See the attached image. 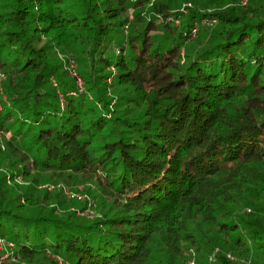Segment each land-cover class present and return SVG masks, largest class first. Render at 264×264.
Instances as JSON below:
<instances>
[{
    "label": "trees",
    "instance_id": "trees-1",
    "mask_svg": "<svg viewBox=\"0 0 264 264\" xmlns=\"http://www.w3.org/2000/svg\"><path fill=\"white\" fill-rule=\"evenodd\" d=\"M0 77V258L264 264V0H0Z\"/></svg>",
    "mask_w": 264,
    "mask_h": 264
},
{
    "label": "rangeland",
    "instance_id": "rangeland-1",
    "mask_svg": "<svg viewBox=\"0 0 264 264\" xmlns=\"http://www.w3.org/2000/svg\"><path fill=\"white\" fill-rule=\"evenodd\" d=\"M245 3V1L243 2ZM187 6H191L190 4H185V3H181L178 5L177 9L179 12L182 13H186L188 11ZM174 25H178L179 24V20H174L173 22ZM197 28V26H196ZM70 75H74L73 73H69ZM1 93L2 90L0 89ZM2 96V100L5 99L6 97L4 96V94H1ZM6 100V99H5ZM18 182H22L21 178L19 176L16 177ZM87 186L91 187L92 192L96 191V184L92 183V182H87L86 183ZM44 186L48 187V191L52 192L53 190H60L63 189V194L69 198L70 201H74L75 204L70 205L69 209L75 211L76 214L78 215H89V216H93L96 217L98 214L99 209L97 208V202L95 201V199H93L91 194H88V192L85 190L86 187H84L82 184L76 186V187H71L68 185H65L61 182L55 184V183H51V184H43ZM41 184V186H43ZM55 186V187H54ZM77 202V203H76ZM10 248H12V246H9L8 248L5 247V245L3 243H0V251L1 252H6L8 253V251L10 250ZM192 250V248H191ZM9 258H11L9 256ZM193 258V253L191 252V258L189 259V262H191ZM12 259H4L3 264H9L11 262ZM193 264H197L195 263V260L193 259ZM12 263V262H11ZM205 263V257H202V264Z\"/></svg>",
    "mask_w": 264,
    "mask_h": 264
},
{
    "label": "built area",
    "instance_id": "built-area-1",
    "mask_svg": "<svg viewBox=\"0 0 264 264\" xmlns=\"http://www.w3.org/2000/svg\"><path fill=\"white\" fill-rule=\"evenodd\" d=\"M193 31H194V32L197 31L196 26L193 28ZM0 83H1V77H0ZM0 89H1V84H0ZM0 243H3V242L0 240ZM3 244H4V243H3ZM6 256H7V255H5L4 257L0 258V264H3V262H4L3 260L7 258ZM21 264H23V263H21ZM189 264H193V262H190Z\"/></svg>",
    "mask_w": 264,
    "mask_h": 264
}]
</instances>
